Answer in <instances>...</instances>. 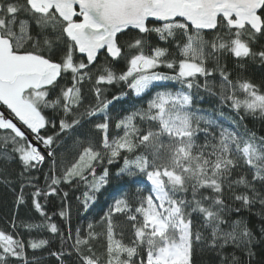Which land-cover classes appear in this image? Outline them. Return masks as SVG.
Masks as SVG:
<instances>
[{"label":"snow or ice","instance_id":"obj_1","mask_svg":"<svg viewBox=\"0 0 264 264\" xmlns=\"http://www.w3.org/2000/svg\"><path fill=\"white\" fill-rule=\"evenodd\" d=\"M133 31L136 35L120 42L119 35ZM206 32L214 35L208 37ZM262 41L264 0H0V107L7 110V115L0 111V158L7 159L11 148L24 169L23 178L46 156L54 157L61 134L82 121L100 117L93 129L102 134L99 147L89 142L62 175H57L53 160L50 183L44 187L21 179L19 191L12 188L17 208L29 205L42 218L37 223L27 217L19 227L29 233L47 230L62 245L71 240L68 251L49 253L59 264L66 258L68 264H196L198 251L204 250L229 264L222 255L229 246L246 252L251 264L254 234L241 220L229 222L224 193L230 192L246 208L257 201L264 206V136L239 131L241 112L264 118V90L248 80L234 82L220 59L227 53L238 61L252 58L264 63V46L253 48ZM101 50L113 62L123 61L124 70L117 73L105 64L94 74L91 67ZM77 54L83 58L77 60ZM162 67L169 71H159ZM68 74L70 84L50 98ZM85 82L92 85L91 98L84 93ZM166 82H172V88ZM117 84L125 90L111 95L105 86ZM201 89L235 112L230 126L220 122L222 110L215 115L196 106L203 102ZM145 96L150 98L138 103ZM122 101L131 105L115 122L123 134L110 136L109 110ZM49 109L59 116V132L41 135V130L57 128V116L45 115ZM28 132L48 151L42 152ZM201 133L205 140L197 144ZM121 160L111 172L109 166ZM242 168L250 170V179L247 172H236ZM0 177H4L0 183L12 185L6 173L0 172ZM112 179L119 181L116 191L128 185L143 187L136 188L134 200L128 194L115 198L101 217L107 225L102 260L92 246L99 238L93 223L87 224L85 234L77 227L73 236L69 227L65 236L41 200L60 196L59 216L70 221V206L63 203L68 192H61L60 185L83 183L86 190L82 200L77 199L87 214ZM26 187L34 189L28 198ZM238 188L244 191L237 192ZM116 216L131 225L127 243L124 230L116 231ZM16 219L10 225L14 229ZM50 244L48 238L25 241L18 233L0 229V264L12 260L39 264L28 260L26 250ZM230 264L244 261L233 253Z\"/></svg>","mask_w":264,"mask_h":264},{"label":"trees","instance_id":"obj_2","mask_svg":"<svg viewBox=\"0 0 264 264\" xmlns=\"http://www.w3.org/2000/svg\"><path fill=\"white\" fill-rule=\"evenodd\" d=\"M36 28H32L33 34L36 32ZM136 33L126 32L124 35H119L120 42L123 43L128 39L129 36H134ZM206 36L210 37L214 35V33L206 32ZM152 43H156L157 38L153 34L150 38ZM161 46L168 47L169 45L161 43ZM261 46H264V41H262L261 45H253L254 51L260 50ZM174 50V49H173ZM83 57L80 55H76V59H82ZM58 59V57H56ZM221 65L226 66L227 71L231 73V79L235 82L237 79L240 80H248L253 84H256L261 87V90H264V63H261L259 59L249 58L244 61H238L230 54L225 53L220 59ZM111 66L117 73L124 70L125 65L123 61L113 62L104 52L98 55V59L95 62V66L91 67V71L96 74V70L102 65ZM243 64L241 68L239 65ZM212 63H209V67H212ZM161 72H168L169 70L166 68H160ZM71 76L70 74L64 76L63 79L59 81V86L51 92L50 98H55V96L59 92L60 87H64L70 84ZM201 82H203V78H201ZM168 87L172 88V82H166ZM215 83L216 89L215 91H219V83L220 78L218 73L215 75ZM107 91L111 95L118 94L119 91L125 90L123 85L117 84L114 86H105ZM176 87H179L176 85ZM91 88L92 85L90 83L85 82L83 85L84 93L91 98ZM157 89H153L152 91H156ZM174 90V89H173ZM243 98L242 93H237ZM111 95H109V99H111ZM199 95L203 97V102H199L196 106L205 109L207 112H213L215 115H219V111L222 110L224 113L223 118H221V123L224 124L225 127L230 126L229 118L236 119L235 112L230 109L227 105L221 106L220 100L218 96L211 95L205 92L203 89L199 91ZM149 96L144 97V101H138V103H145ZM131 109V105L128 101L117 102L113 107L110 108L109 112L112 116V121L110 124V136L122 135V131L117 130L115 128L116 119L120 114H126L125 110ZM244 116V120L240 124L239 131L243 132L245 129L248 131L255 132L257 136H264V118H261L259 114L256 116L245 115L243 112L240 113ZM45 115L52 117L57 116L56 113H53L52 110H46ZM59 116H57V128L53 130L51 127H48L45 130H41V135H52L53 131L59 132ZM96 122H100V117L95 118L91 123H87L82 121L80 126L67 131L61 134L59 140L55 145V153L54 157H47L43 164L39 166L38 169H30L25 173L24 177H20V173L24 172V169L18 162V157H14L11 155V148L8 149L7 159L0 158V172H4L7 174V178L10 179L13 183L11 186H7L4 183H0V229L6 232L18 233L20 237L27 241L29 238H48L51 241L50 247H46L41 250H35L28 248L26 250L27 258L29 261L38 260L39 264H59L56 257L49 255L50 252H59V251H68V245L72 243L71 240L66 241L65 244L62 245L61 241L57 237H53L47 230H42L40 232L33 231L32 233L27 232L23 227H19L22 220H26L27 217H31L34 222H41V217L39 214L35 212L34 209H30L29 205H23L17 208L15 204V195L13 194L12 188H16L17 192L19 191L21 179H23L25 184L29 182L36 184L39 187H44L46 183H50L47 180L48 175L52 169L53 160L57 162L56 164V173L57 175H62L63 169L66 166H70L79 156V153L83 150L84 147L88 146V143L91 142L95 146L99 147L100 140L102 134L93 129V124ZM203 127V124L201 125ZM0 134H2V130H0ZM205 140L204 135L201 133L197 138V144H203ZM3 145H0L2 148ZM45 148V147H44ZM48 151V149H45ZM122 164V160L118 162V164L109 166L111 172H115L117 167ZM97 175L102 172V167L98 166L96 169ZM237 173L247 172L249 179L251 178V172L247 168L237 169ZM4 177H0L2 180ZM235 178V174L234 177ZM119 181L112 179L105 188H103L100 193L97 194V200L94 206H91V211L85 214V211L82 207H80V201L77 197H80L82 200V192L85 191V186L83 183H80L77 187L76 184H61L60 190L61 192H68V199L63 203L70 206V221H65L63 218L59 216V212L62 207V200L60 196H50L47 201L41 200L42 203L46 204L45 211L52 217V222L56 223L60 230L65 233L67 236L69 227L73 236L75 235V230L77 227H80L82 230V234H85L87 231V224L89 222L93 223V231L99 234V238L92 241V246L95 251V254L103 260V253L106 246V223L101 219L104 216V213L107 211L108 206L112 204L115 198H119L126 194L133 197L136 194L137 187H143V185H128L124 188H121L119 191H116V186ZM259 187V185H257ZM34 191L31 187L25 188L26 198L28 195ZM237 192H243V188L236 189ZM143 194H147L146 192ZM225 202L229 206L228 211V219L229 222L234 220L243 221L249 229L254 234L255 242L252 247V251L255 255L251 258V264H264V236L261 235V229L264 228V206H262L258 201L252 204L250 207H243L240 202L234 201L232 199V194L227 190L224 193ZM239 208L240 211L236 212L235 209ZM55 213V215H53ZM17 217L16 224L17 228H12L10 225L12 223L13 217ZM114 222L117 225L116 231L119 232L121 229L124 230V241L127 243L130 241L132 236L131 225L127 223L125 217L116 216L114 217ZM197 223L199 220L197 218ZM207 235V232H205ZM119 238V237H117ZM235 254L237 257H240L244 264H247L248 256L246 252H242L232 246H229L224 249L222 255L227 256L229 258V264L231 260V255ZM72 259H75V254H73ZM10 264H18V262L12 260ZM65 264H68V260L66 258ZM196 264H221L219 256L215 252H209L208 250H204L202 252L198 251L196 256Z\"/></svg>","mask_w":264,"mask_h":264},{"label":"water","instance_id":"obj_3","mask_svg":"<svg viewBox=\"0 0 264 264\" xmlns=\"http://www.w3.org/2000/svg\"><path fill=\"white\" fill-rule=\"evenodd\" d=\"M118 35H119V34H118ZM102 52H104V53L107 55V53H106L105 50H101V51H100V53H102ZM100 53H99V54H100ZM99 54H98V55H99ZM78 55H79V54H78ZM0 111H4L5 114L7 115V110H6V109H3L2 107H0ZM14 122H15V121H14ZM18 126H21V125L18 124ZM21 127H22V126H21ZM22 130H25V129L22 127ZM27 134H28V136H29V139H30V140H33V142L37 145V147H38L42 152H46L44 146H43L41 143L35 141L34 137L32 136V134H31L30 132H28Z\"/></svg>","mask_w":264,"mask_h":264},{"label":"rangeland","instance_id":"obj_4","mask_svg":"<svg viewBox=\"0 0 264 264\" xmlns=\"http://www.w3.org/2000/svg\"><path fill=\"white\" fill-rule=\"evenodd\" d=\"M42 144V143H41ZM43 145V144H42Z\"/></svg>","mask_w":264,"mask_h":264}]
</instances>
